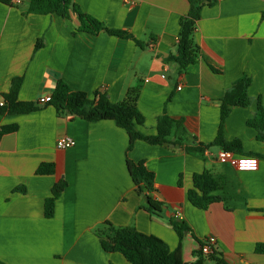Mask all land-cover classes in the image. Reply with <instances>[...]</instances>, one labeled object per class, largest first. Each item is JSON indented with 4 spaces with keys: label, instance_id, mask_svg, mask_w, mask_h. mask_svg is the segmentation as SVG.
Masks as SVG:
<instances>
[{
    "label": "crops",
    "instance_id": "0c3cea01",
    "mask_svg": "<svg viewBox=\"0 0 264 264\" xmlns=\"http://www.w3.org/2000/svg\"><path fill=\"white\" fill-rule=\"evenodd\" d=\"M73 1L83 14L140 44L105 32H78L73 12L69 19L30 14L31 0L0 2V102L16 78H22L20 102L52 96L58 81L91 100L102 90L113 104L138 87L137 108L145 120L136 126L140 133L156 135L164 114L182 118L185 132H174L167 145L138 140L129 151L130 137L114 121L59 115L48 103L30 114L0 116V130L18 127L0 138V264H130L122 254L103 249L102 225L156 236L174 251L180 240L171 219L190 228L182 241L186 264H218L195 241L211 235L219 241L214 256L227 264H264V254L256 252L264 243V160L257 157L264 155V142L247 125L258 102L264 106V0H205L192 36L200 57L184 73L166 58L177 54L189 0ZM244 75L252 80L251 105L233 107L223 136L241 142V152H230L259 159L254 172L218 162L223 147L204 153L185 148L216 140L221 100ZM61 137L72 138L75 146L57 148ZM177 138L184 146L175 144ZM128 161L143 162L154 173L155 192L137 193ZM44 163L54 165L52 175L37 174ZM202 173L217 184L212 194L223 197L206 210L188 197L194 175ZM61 180L68 185L47 218L46 200ZM146 195L164 204L161 217L144 209Z\"/></svg>",
    "mask_w": 264,
    "mask_h": 264
},
{
    "label": "trees",
    "instance_id": "16d2710c",
    "mask_svg": "<svg viewBox=\"0 0 264 264\" xmlns=\"http://www.w3.org/2000/svg\"><path fill=\"white\" fill-rule=\"evenodd\" d=\"M14 0H0L5 5H14ZM191 4L190 12L181 19V32L178 40V50L176 55L169 56L166 61L176 63L181 73H184L190 65L198 62L200 50L192 40L193 33L197 27V21L205 0H189ZM77 15L80 26L78 32H85L97 35L105 32L111 36L122 39L134 40L140 44L134 37L123 31L109 29L99 20L83 14L74 4L73 0H31L29 13L48 15L58 14L63 18H70V13ZM42 46L41 41L36 45V49ZM252 80L244 75L237 80L232 88L227 91L221 100V124L218 136L211 144H199L197 147L186 146L189 153H204L213 146H220L229 151L241 152L242 146L239 140L227 141L223 136V126L225 120L230 115L233 107H249L251 98L248 90ZM22 78H16L12 82L11 90L5 95V104L0 106V116L30 114L39 111L42 104L37 102L18 101V92L21 87ZM140 96V89L132 87L127 91L126 98L120 103L113 104L108 95L102 90L95 92L94 99H90L84 92L73 91L63 81H58L52 100L47 105L53 106L59 115L70 114L84 119L88 122H98L104 120L114 121L118 127L125 129L130 137L128 150H132L136 141L141 140L150 145H167L172 143L173 133L185 132L184 120L182 118H173L167 114L159 117L157 122V134L154 136H145L137 129V125H143L145 120L137 108V102ZM247 125L258 132V139L264 142V106L259 101L256 115L250 119ZM18 130L16 125L6 126L0 130V138L8 133ZM176 145L184 146L182 138H177ZM264 160V155H257ZM128 167L139 194L155 192V175L150 172L143 162L133 163L128 161ZM53 164H41L37 170L39 175H52L54 173ZM194 188L189 191L188 197L191 204L199 209L206 210L212 203L223 201V197L213 195L217 184L210 174H195L193 177ZM67 182L61 180L52 189V196L46 200L45 215L51 218L54 215L55 203L61 197L67 187ZM144 209L150 214L161 217L164 212V204L149 195H146V205ZM171 225L179 237V246L171 251L167 244L160 238L153 235L143 234L136 229L128 227H115L106 222L102 227L110 229V235L104 236L99 230L98 236L101 245L106 252H117L122 254L130 264H186L183 257L182 241L190 228L183 220L171 219ZM197 244L201 247L202 242L195 238ZM258 254H264V243L256 247ZM202 253V252H201ZM213 256L218 264H227L224 260Z\"/></svg>",
    "mask_w": 264,
    "mask_h": 264
},
{
    "label": "built area",
    "instance_id": "2783aa9c",
    "mask_svg": "<svg viewBox=\"0 0 264 264\" xmlns=\"http://www.w3.org/2000/svg\"><path fill=\"white\" fill-rule=\"evenodd\" d=\"M219 1V0H215ZM14 4H20L21 0H14ZM178 89H181L179 87ZM52 96L43 97L39 100L40 104H47L51 102ZM5 101L0 102V106H3ZM76 142L70 137H61L57 140V148L61 150L69 149L75 146ZM218 162L222 164L230 165L231 167L235 168L238 171L242 172H254L259 169L260 161L258 158L255 157H245L239 156L233 152L227 150H220L217 154ZM253 164V167H247L246 165ZM219 245L218 238L216 236H209L207 237L201 245V252L206 256H210L216 253L217 248Z\"/></svg>",
    "mask_w": 264,
    "mask_h": 264
},
{
    "label": "rangeland",
    "instance_id": "374dc122",
    "mask_svg": "<svg viewBox=\"0 0 264 264\" xmlns=\"http://www.w3.org/2000/svg\"><path fill=\"white\" fill-rule=\"evenodd\" d=\"M101 232H102V234L104 235V236H108V235H110V229L108 228V227H102L101 228V230H100ZM186 259H188V258H186Z\"/></svg>",
    "mask_w": 264,
    "mask_h": 264
},
{
    "label": "snow or ice",
    "instance_id": "6c2138e0",
    "mask_svg": "<svg viewBox=\"0 0 264 264\" xmlns=\"http://www.w3.org/2000/svg\"><path fill=\"white\" fill-rule=\"evenodd\" d=\"M247 167H253L254 165L253 164H249V165H246Z\"/></svg>",
    "mask_w": 264,
    "mask_h": 264
},
{
    "label": "water",
    "instance_id": "95a60500",
    "mask_svg": "<svg viewBox=\"0 0 264 264\" xmlns=\"http://www.w3.org/2000/svg\"><path fill=\"white\" fill-rule=\"evenodd\" d=\"M210 1V0H209Z\"/></svg>",
    "mask_w": 264,
    "mask_h": 264
}]
</instances>
